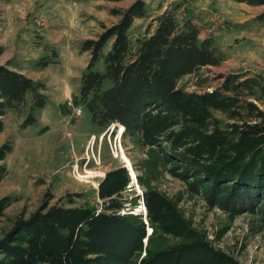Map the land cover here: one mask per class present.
Instances as JSON below:
<instances>
[{"label":"rangeland","instance_id":"374dc122","mask_svg":"<svg viewBox=\"0 0 264 264\" xmlns=\"http://www.w3.org/2000/svg\"><path fill=\"white\" fill-rule=\"evenodd\" d=\"M163 25L169 97L141 104L128 63ZM24 26L48 50L33 62ZM7 82L26 86L0 88V264L30 242L52 264L76 223L72 264H264V0H0ZM244 140L258 152L231 164Z\"/></svg>","mask_w":264,"mask_h":264},{"label":"trees","instance_id":"16d2710c","mask_svg":"<svg viewBox=\"0 0 264 264\" xmlns=\"http://www.w3.org/2000/svg\"><path fill=\"white\" fill-rule=\"evenodd\" d=\"M170 31H171L170 27L163 25L153 38H149L145 41V43L142 46L143 50L142 51L140 50L141 52H139L137 58H134L133 60H131V62L128 63L129 65H131V68H133L131 70V72L133 73H130V75L133 74L132 78H130V81H128L130 82V85H131L130 86L131 93L133 89L138 90L136 94L130 93L133 101L134 100L139 101L141 104L153 101L155 105H158L160 103L162 104L163 102L166 101V99H168L169 96L167 94V91L169 87H165L164 91L163 89H159V90L157 89L156 91L153 88L156 86L155 83L158 84L157 82L159 81V79L156 80V78H158L156 76H159V74H162L161 78L164 79L166 74L169 73L168 60H167L169 54L177 50L178 52H180V50L178 49V44H167L164 40V38L170 33ZM121 34L122 33L119 31L117 34V36L119 37L116 39L115 41L116 43L113 45V49L110 52H108L107 55L105 56V60L107 64H110V63L116 64L115 56L118 55L119 57L118 53H120L121 51L120 48L122 46V42L124 41V37L120 36ZM178 37H185L184 41H186V38L188 37V35L184 34ZM183 43L187 45L186 42H183ZM163 45H166V46H163ZM190 47L192 48V46ZM176 58H179V56H177ZM111 59H112V62H111ZM150 68L151 69L153 68L152 72ZM127 69L128 67H126V71ZM149 69H150L152 77L147 72V70ZM124 81L126 82V78H124V80H121L119 83L113 84L112 86L107 88L105 91H103L102 96L104 100L107 101V108L105 107L104 112L110 111L114 107V103L118 104L120 100L124 99L123 96L125 95L124 93L126 91ZM19 84H20L19 87H15L13 86L12 82H7L4 85H1L0 88L2 89L3 93H8L7 95H9V97L18 96V94L23 91L24 86H26V85H21V83ZM15 88L19 89L18 92H15L13 90ZM148 92L149 94L147 95ZM105 95H107V98ZM157 96L159 97V99L157 98ZM149 121L155 129L160 127L162 124L161 120L160 122H158V120L157 121L153 120V118H150ZM253 140L255 139L253 138ZM253 140H244L246 145L242 144V141L236 142V146L232 148L235 154L233 153L232 156H228L227 160L229 161V158L230 159L234 158L231 163V164H234L233 161H236L238 158H242L246 154V152L249 150L257 153L258 151H257L256 146L254 145ZM262 158L264 161L263 155H262ZM243 161L241 160L242 163ZM224 163H222V165ZM228 167L229 165L222 168L221 171L227 170ZM228 169H233V168H228ZM79 232H80V228L77 226V223L71 225L68 229L67 237L62 243L61 249L59 251H54L52 250V248H48L46 250V253H48L51 257L50 261L52 264H72L71 260L76 250V246H77V242L79 238ZM29 247L30 248L27 249L28 251L27 256L23 258L22 255H19L17 264H32L29 258H31V256L36 253L35 250L37 248V243L30 242Z\"/></svg>","mask_w":264,"mask_h":264},{"label":"crops","instance_id":"0c3cea01","mask_svg":"<svg viewBox=\"0 0 264 264\" xmlns=\"http://www.w3.org/2000/svg\"><path fill=\"white\" fill-rule=\"evenodd\" d=\"M24 29V50H26V52L30 54L29 57H32V62L35 60V58L37 59V57H39L40 55L48 54V50H46L47 48L42 49V47L40 46L42 45V43L40 42L38 34H36V30H34V28H30L29 26H24ZM10 63H13V60L10 61Z\"/></svg>","mask_w":264,"mask_h":264},{"label":"bare ground","instance_id":"6f19581e","mask_svg":"<svg viewBox=\"0 0 264 264\" xmlns=\"http://www.w3.org/2000/svg\"><path fill=\"white\" fill-rule=\"evenodd\" d=\"M122 157H123V159H124V162H126V164H127V166H128L129 163H128L127 159H126L124 156H122ZM129 171H130V174L133 176V172H132V170L129 169Z\"/></svg>","mask_w":264,"mask_h":264}]
</instances>
